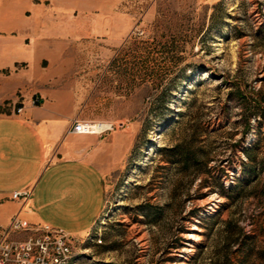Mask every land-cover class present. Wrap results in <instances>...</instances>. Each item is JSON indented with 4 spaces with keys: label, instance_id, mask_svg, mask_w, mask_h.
Wrapping results in <instances>:
<instances>
[{
    "label": "rangeland",
    "instance_id": "obj_1",
    "mask_svg": "<svg viewBox=\"0 0 264 264\" xmlns=\"http://www.w3.org/2000/svg\"><path fill=\"white\" fill-rule=\"evenodd\" d=\"M132 6L79 63L86 121L121 147L73 263L264 264V0Z\"/></svg>",
    "mask_w": 264,
    "mask_h": 264
},
{
    "label": "crops",
    "instance_id": "obj_2",
    "mask_svg": "<svg viewBox=\"0 0 264 264\" xmlns=\"http://www.w3.org/2000/svg\"><path fill=\"white\" fill-rule=\"evenodd\" d=\"M139 1L0 0V227L84 236L100 217L121 142L72 132L87 120L79 63L93 38L133 26Z\"/></svg>",
    "mask_w": 264,
    "mask_h": 264
},
{
    "label": "built area",
    "instance_id": "obj_3",
    "mask_svg": "<svg viewBox=\"0 0 264 264\" xmlns=\"http://www.w3.org/2000/svg\"><path fill=\"white\" fill-rule=\"evenodd\" d=\"M22 108L18 109V113ZM103 123L76 120L72 132L75 134H100L111 130L102 128ZM21 194L16 192L14 198ZM30 232L25 240L12 239V234ZM0 241V264H74L75 238L65 229L51 225L30 226L15 219L9 228H3Z\"/></svg>",
    "mask_w": 264,
    "mask_h": 264
},
{
    "label": "trees",
    "instance_id": "obj_4",
    "mask_svg": "<svg viewBox=\"0 0 264 264\" xmlns=\"http://www.w3.org/2000/svg\"><path fill=\"white\" fill-rule=\"evenodd\" d=\"M192 158L191 157H186L185 158V164L186 165H189V162H190V160H191ZM245 166H247V165H245ZM247 171V170H246ZM257 175H258V172H257V170H256V168L255 167H250L249 168V170H248V175H247V178H250L249 180H253V178H257ZM253 177V178H252ZM249 180L247 179V183L249 182Z\"/></svg>",
    "mask_w": 264,
    "mask_h": 264
}]
</instances>
